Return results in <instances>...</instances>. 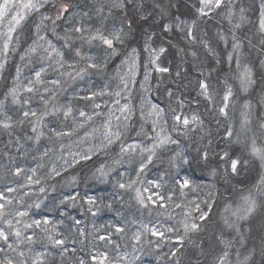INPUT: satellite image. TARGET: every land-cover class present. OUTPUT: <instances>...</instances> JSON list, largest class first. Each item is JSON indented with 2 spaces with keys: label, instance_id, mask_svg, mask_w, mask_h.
Returning <instances> with one entry per match:
<instances>
[{
  "label": "trees",
  "instance_id": "16d2710c",
  "mask_svg": "<svg viewBox=\"0 0 264 264\" xmlns=\"http://www.w3.org/2000/svg\"><path fill=\"white\" fill-rule=\"evenodd\" d=\"M193 2L194 0H124L125 8L122 9L121 12L130 17H135L131 25H138L140 18L141 20L147 19V21L140 32L125 23L126 28H124L123 31H127V33L126 35L124 34L125 36L122 39L123 42H116L114 48L121 51L130 49V44L135 40L134 37L137 36V33H140L136 45L137 53L141 55L138 61L140 65H142V68L150 64V58L148 59L144 55L145 50L143 51L146 42L154 46V43L159 40L160 43L156 42V48H158L159 44L162 45V43L164 45L163 47L166 48L167 51L165 53L166 57L163 58V66L168 67L171 73L177 69V72L180 73L179 75H175L178 83L169 81L167 78L168 74H165L166 83L162 87L165 89L163 91L161 90L162 88L160 89L159 96L154 101L155 88L153 85L154 82H151L147 90L148 101L153 100L158 105L167 106L170 100L168 95L169 91L173 92L174 89L180 87L176 95H182L184 98V113L190 115L192 113L191 108L195 107L196 110L194 111L200 115L203 123L199 127L192 126L187 136L179 132H172L176 137L178 136L180 139L187 141L189 151H187L186 148H184V151L186 156L189 157L190 162L188 164H182L178 169H172L169 173L170 164L165 163L163 160H154V163L148 166L144 174V186L148 187L147 181L156 179L161 174H165L163 188L165 191H168L169 188L175 187L172 177L183 179L182 177L185 176L195 185L194 191L187 190L188 194L185 196L186 199L190 201L193 199L203 201L205 197L208 199L213 194L218 195L223 183L230 188L231 185H236L234 187L239 189L241 186H248L245 182L252 183L256 180L255 170L260 169L258 166L259 162L257 160L254 161L253 156L250 154V147H246L245 145L246 142H250L253 136L257 137L258 146L264 145V128L261 127V125H264V103L261 102L262 98H264V65H259L264 62L263 59L260 58L262 53H264V45L260 42L264 39V36L256 30L259 25L261 2L259 0H232V4L235 8V15L232 19V23L230 24L224 17L223 10L211 12L206 17L197 20V26L194 29V35L197 37V40L190 42L189 39L185 38L181 28L176 27V25L179 21L183 20H187L190 23L191 20L195 18V10L192 7ZM74 3L76 6L81 5L86 8L89 7L87 0H74ZM157 5H160V7H157ZM198 6L197 4L196 7ZM240 7L245 9V20L242 22L240 21L239 14ZM161 9H163V12ZM183 11L186 13H183ZM178 12L179 14H177ZM112 13L116 19L125 17V15H123V17L119 15L118 11H112ZM89 15L92 17L93 13ZM65 17L56 21L55 31H53V27L50 25L49 31L51 38L55 39L58 35L59 37L64 35L65 29L63 28V21ZM52 19H49V21ZM94 19L95 17H93V20ZM111 19V17H108L107 26ZM90 20L92 19H86V22L89 23ZM131 21L132 19H130V22ZM254 22L257 23L254 24ZM236 23H239L240 27L235 29L233 33V25ZM165 24L171 25V30L164 31L163 25ZM242 25L246 27L244 28L245 31L242 30ZM103 31L106 32V28H104ZM163 32H165V34H163ZM218 34H224L227 37V45L220 40ZM233 34L242 45L238 50L241 64H246L252 69L254 83L248 87L246 92L241 89L239 80L235 78L237 75L235 65L236 54L233 53L234 60L231 66H229L227 61L228 54L232 52L231 44ZM149 37H151V39H149ZM201 41H207L209 47L214 51L209 52ZM60 42L63 44L62 40H60ZM76 44L75 46H80L79 41H77ZM83 47H88V49L97 48L98 51H101L107 46L97 41L91 46L85 44ZM142 51L143 53H141ZM193 51L197 53L196 57L191 55ZM82 53L85 54V51L82 50ZM68 55H73V53L69 52ZM97 58L100 57L95 56L93 62L103 64V62H100ZM159 62L162 63L161 58ZM25 65L28 66L26 63ZM35 65L36 61L28 67L33 70ZM107 65L104 66L103 64L102 68L103 72H106V74L111 71V67H113V64L109 63ZM49 71L50 73L47 74V79H51V77L53 79L52 73L54 72L52 69H49ZM145 71L146 69L144 73ZM201 71H203L205 76L210 75L211 83L216 88L218 94L214 97L216 101L215 104L207 102L197 96L198 88L196 81ZM95 72L97 71L89 70V74L86 75V77L94 75ZM10 73L11 72H9V74ZM103 74L105 76V73ZM13 78V76H8V79L4 78L0 82V100L4 99V94L8 91L7 89L11 87ZM225 80H227V86L232 87L234 94V100H232L228 109V117H224L218 112V108L221 106L219 103L220 98L226 86ZM14 82L16 83L17 81L14 80ZM68 82L69 81L65 79L63 84H68ZM135 82V91H137L141 83L140 80H136ZM60 95V97H62L60 98V102H65L68 99V95L70 96V101L74 105L83 103L82 100L78 101L74 98L77 95L74 90L67 92V94ZM30 96L31 94L20 91L21 99ZM245 101H248L251 105L248 117L250 123L247 125L246 130L241 128V111ZM6 105V111L13 117L14 126L10 130L0 128V190H3L6 185L16 188L17 183L23 182L22 178L14 177L11 171H9L10 169L14 171L17 166L24 169H31L36 167L38 162H42L45 164V168L40 170V174L46 175L53 163H55L58 168L63 163L60 159L61 156L69 160L71 159L70 156H66L67 151L65 147L61 148L60 146L61 144L64 145V141L67 137L62 140L50 141L47 138L50 134H48L47 129H45L46 136L42 137L40 142L37 143L35 134L32 132L31 126L27 121L16 123L17 120L21 119V106L13 105L10 97ZM31 106L33 108L42 107L39 105L38 97L31 96ZM139 111L140 110L137 109V114L135 113L137 116L142 115ZM165 111L168 112L166 109ZM143 118L147 119L145 116ZM45 122L49 123L50 126H55L56 123L51 120H46ZM167 122L170 127L172 118L169 115L167 116ZM145 123L149 125V123ZM128 125L129 131L126 134L127 137L132 138V136L135 135L136 138H138L137 132L140 129L137 128L136 123L130 124L128 122ZM229 129L233 132L231 137L227 135ZM29 137H32V139H29ZM139 138L142 139L143 137L141 136ZM45 149L51 150L49 151V156L45 157L43 161H40V153ZM118 150V146L109 149L107 156H105V153L101 152L97 156H94L91 161H82L74 168H69L67 174L62 172L60 177L47 179L44 185L47 189L45 193H40L38 189L34 188L33 191L29 192L27 195L24 194L25 191H27L26 189L18 190L11 194L16 201H19L17 205V207L20 208L19 210H24V207L28 204L42 202L39 209H31V213L35 218H39L41 215H48L57 221H63V223L59 225L58 230L62 234V237L67 240V247L69 248V253L66 254L64 258V264H75L76 258L88 260L89 254L93 253H111V251L117 250V246L122 247L124 244H136L132 236L137 225L132 224L131 221L135 219L138 222L155 224L159 219L165 218L164 215L168 213L167 208L174 205L175 199L178 200L175 197L177 191L173 195V201H164L163 207H157L153 204H149L148 207H141L132 199L134 193H125L118 189H114L113 183L110 182L111 180L101 182L95 179L93 176L95 168L99 167L101 163L108 164L114 159H117ZM205 151L208 152L207 161L202 159V155ZM225 152L229 154L227 158L224 157ZM170 154H172V152L168 155ZM33 157L37 159L34 160ZM232 159H238L240 161L235 173L231 171L230 165ZM127 167L129 166L127 165ZM212 169L216 170V174L219 173L222 175L220 181L223 182H220L217 175H215V178L212 179L215 185H212L211 179L208 176V173L211 172ZM120 171H124V169L120 168ZM72 176L77 178L76 183H70ZM169 194L172 195V193L168 191V195ZM67 195L76 196L75 202L69 201L64 205H60L59 201ZM87 196L97 198L99 211L97 212L96 207L92 208V212L97 213L95 216L88 211L89 205L84 199ZM145 196H147V193H145ZM107 204H111L112 207L110 209L105 207ZM75 220L81 222L79 226L75 225ZM171 220L174 219L171 217ZM77 227L85 230L84 236L79 235ZM117 228H123L124 231L117 232ZM27 234L31 235L32 233L28 232ZM98 236H110L111 242L106 243L105 241H100L97 239ZM146 244L148 246L145 251L147 253L144 254L146 257L162 254L165 255L166 262L174 260V249H166V247H168L167 245H164L163 248H160V246L159 248H152L155 247L156 244L150 241ZM137 246L140 245L138 244ZM34 247L38 248V251L44 250L39 244L34 245ZM72 249H76L74 255ZM101 257L99 258L101 259ZM47 259L48 264H52L53 261H55V264H61L62 260L58 252H53V255L49 256ZM258 261V264H264V252L258 257ZM91 264H96V262L93 261ZM105 264H110V262H106Z\"/></svg>",
  "mask_w": 264,
  "mask_h": 264
},
{
  "label": "snow or ice",
  "instance_id": "6c2138e0",
  "mask_svg": "<svg viewBox=\"0 0 264 264\" xmlns=\"http://www.w3.org/2000/svg\"><path fill=\"white\" fill-rule=\"evenodd\" d=\"M48 3V0H2L0 2V26H3L6 22L7 31L0 32V40H2V46H0V52L7 55L9 52V46L14 40L18 41V31L21 29L22 23L26 20L27 16L33 12L39 11L44 5ZM58 7L56 4L57 15L55 19L51 17L44 16L42 18L41 24L44 20L52 19L53 31H55V24L57 20L62 17L67 16L69 21H72L70 27L65 29L64 35L58 37V39L63 41L62 47L67 51L73 53L70 59L65 58V52L57 48L50 40L45 36H40L41 24L36 25V40H33V45L30 46L25 55L21 56V60L25 59V56L36 53L38 50L43 53L41 56V66L39 70L34 71V78L27 81L28 86L17 87L13 86L5 94L4 99L0 100V128L4 130H10L14 126L13 117L6 111V102L9 97L11 98V103L13 105L21 106V119L17 120L16 123H23L27 121L32 132L35 134V140L37 143L40 142L42 137L46 136L45 129L47 133L50 134L47 138L52 140H62L63 138H71L72 136L79 137V144H87V147L81 151L69 152L68 155L71 159H67L61 156L63 163L56 166L55 163L52 164L51 168L48 169L46 175H41L40 170L45 168V164L38 162L36 167L31 169H24L22 167H15L14 171L11 169V174L14 177L22 178V183H17V187L13 188L11 186H5L3 190H0V253H4L2 258H0V264H48V257L53 255V252H58L62 258L61 264H64V258L66 254L69 253V248L67 247V240L62 237L59 232V225L63 221H57L48 215H41L39 218H35L31 209H39L42 202H36L34 204H28L24 207V210H19L17 205L19 201H16L12 193L18 190H27L25 195L32 192L33 189H38L40 193L46 192V187L44 186L47 179L53 177H60L61 173L67 174L69 168H74L76 165L80 164L82 161H91L94 156L99 153H105L108 155V150L113 149L116 146L119 147L118 158L114 159L111 164L101 163L99 167L95 168L93 176L95 179L101 182H107L108 180H113V188L118 189L125 193H134L132 199L136 201L141 207H148L149 202L157 207H163L164 201H173V195L178 191L180 197H185L187 195L186 190H195V185L187 178L178 179L177 177H172L174 188H169V192L172 195H161L159 192L155 191L163 187V181L165 179V174H161L156 179L147 181L148 187H145V180L143 179L144 174L149 165L154 163V160L158 158V153L169 150L171 146H176L179 148L180 142L178 139H173L170 133H167L163 126H161L160 131H156L159 121L163 119L165 110L160 108L156 104H151V111L148 113L149 117L154 116L156 119L152 121L151 133L146 130L143 125L141 129L137 132V139H132L129 142L127 133L129 131V125L127 121L130 120L132 110L130 106L125 103L120 106V100L114 99L112 103L117 107L115 109L109 108L107 113L101 111L102 104H107L103 98L106 95L120 97L122 92L127 90L128 81H125L123 77L121 78L124 87L120 91L114 93L108 92L105 89H88L87 94L80 97L78 94L74 97L76 100H82L86 102V105L90 106V111H86L85 108L75 107L71 101L62 103L60 102L59 94L63 91V83L65 78L71 81L83 80L86 75L89 74V70L100 71L103 68V64L95 63L94 57L82 53L83 45L87 44L89 46L93 45L97 41L107 46V49L111 50V54L115 55L114 42H123L122 37L124 35L121 29H113L110 32H105L101 28L93 29L88 22L81 19L78 23L76 21L77 16L86 17L87 13H77L74 11L75 3L74 0H57ZM199 5L196 7V5ZM160 7V5H157ZM192 7L194 8V17L191 22L187 20L179 21L176 27L181 28L184 32L185 38L189 41H196L197 37L194 35V29L197 26V20L206 17L211 12H217L223 10L224 17L231 24L232 19L235 15V8L232 4V0H194ZM124 0H111L108 4L109 13L112 9H124ZM105 10V5L101 3L96 7L97 14H103ZM163 12V9H161ZM13 12L15 14L13 15ZM245 9L243 7L239 8L240 21L245 20ZM131 22H129L130 24ZM171 25H163V30H171ZM240 27L239 23L233 25V33L235 29ZM259 33L264 36V0L260 4V18L258 25ZM14 33L17 35L14 37ZM220 40H222L226 45L228 39L224 34H218ZM151 39V37H149ZM37 41H43V44L37 43ZM79 41L80 46L77 47L76 42ZM261 44L264 45V39H262ZM203 46L208 49L209 52L214 50L209 47L207 41H201ZM47 45V47H45ZM146 50L149 51L150 63L154 66V70L158 73H169L170 69L168 67H161L158 61L161 56L166 53V48L161 46L157 48H150L146 42ZM232 52L227 56V61L229 66H231L235 53V65H236V79L240 82V87L243 91H247L248 87L251 86L253 81L252 69L244 64H241L239 49L242 47L241 43L238 41L237 37L232 35ZM131 59L129 62V75L134 76L136 71V49L132 50ZM193 57H196V52H191ZM47 60L44 64L43 61ZM218 62V61H217ZM264 63V62H262ZM83 64L84 66H81ZM4 64L0 63V69H3ZM49 69L56 74L55 79H47V72ZM180 73L177 72V75ZM20 69L17 68V81L19 80ZM148 74L145 72V80L147 81ZM198 93L197 96L203 100L215 104V95H217L216 88L211 83L210 75L205 76L203 71L199 73V78L196 81ZM225 88L223 90V95L220 98V105L218 112L224 117H228L229 106L234 100L233 89L231 86H227V80H225ZM143 87V85H141ZM31 94V96L38 97L39 105L42 107L33 108L31 106V96L28 98L21 99L20 91ZM169 98L173 97V93L169 91ZM100 101V102H98ZM264 103V98L261 100ZM177 107L170 108L172 113V123L170 125L173 132L184 130V134L187 135L188 131L191 130L192 126L199 127L202 125V120L200 115L193 112L190 115L184 113L185 102L183 99H177ZM251 105L248 101H245L242 106L241 111V128L247 129L249 121V109ZM179 109V111H178ZM115 112H119L121 115H115ZM142 112V118H143ZM97 119L102 122L96 124ZM46 120L55 121V126H50L46 123ZM115 120V124L113 121ZM168 122L165 120L164 125ZM264 128V125H261ZM83 131V136H80V132ZM227 135L231 137L233 132L231 129L227 131ZM143 137L139 139V137ZM32 139V137H29ZM98 141V142H96ZM61 148L64 147L63 144L60 145ZM246 147H250V154L258 158L262 166H264V145H257V137L253 136L250 142H246ZM50 149H45L40 153L39 160L43 161L45 157L49 156ZM229 154L224 153V157L227 158ZM36 160V157H33ZM202 159L208 160V152L205 151L202 155ZM190 161L187 158L183 149L176 151L169 158L170 168L168 172L170 173L172 169H178L182 164H188ZM240 163L238 159L231 160V171L235 173L237 171V166ZM127 164L129 167L124 168V171H120V168ZM211 175H216V170L212 169ZM178 176V173H177ZM77 178L72 176L70 183H76ZM260 184H264V176L260 179ZM145 193H151L145 196ZM78 195V194H77ZM153 196L156 199H153ZM76 196L67 195L59 201L60 205H64L69 201L75 202ZM86 203L89 205L88 211L95 216L97 213L92 212V208L96 207L97 212L99 211V206L97 203V198L93 196H87L84 198ZM244 204L242 207L237 209L234 215H238L239 219H245L251 215L257 207L256 201L251 197V195L242 197ZM159 201V203H158ZM194 201H189V206L193 204ZM207 204V202H204ZM176 207L180 208L182 205L177 204ZM107 208H111V204L105 205ZM196 210L200 212L199 220L205 221L208 217V212L202 211L200 205H195ZM227 210V209H226ZM191 212L186 211L183 213V219L178 220L176 225L169 226L164 231L158 230L155 224H145L143 222H138L135 219L131 221L132 224L137 225V231L133 233L132 238L140 242L141 238L145 234H150L152 236L159 237L160 239L165 238V231L167 232H178L180 228L183 229L184 234L193 232L199 229V225L190 220ZM171 219V217H170ZM75 225L79 226L81 223L79 220L74 221ZM127 223V222H126ZM225 223L229 228L233 227L232 224L228 223L227 219ZM117 232H123V228H117ZM239 231V228H237ZM31 232V235L27 233ZM77 232L80 236L85 235V230L83 228L77 227ZM182 239V237H179ZM98 240L105 241L106 243L111 242L110 236H98ZM11 241V242H10ZM224 244V250L218 256L216 264H229L228 257L230 255L228 249L232 245V241H222ZM241 243H243V237L241 236ZM39 244L44 250L40 252H34V245ZM76 249H72L73 255ZM14 254V256L12 255ZM174 254V253H173ZM103 256L101 260L99 257ZM127 254H125L126 256ZM239 255V254H237ZM249 256L244 257L243 264H247ZM108 260L107 252L93 253L89 254L88 260L76 258L75 264H91V262H96V264H104V261ZM55 264V261L52 262Z\"/></svg>",
  "mask_w": 264,
  "mask_h": 264
},
{
  "label": "rangeland",
  "instance_id": "374dc122",
  "mask_svg": "<svg viewBox=\"0 0 264 264\" xmlns=\"http://www.w3.org/2000/svg\"><path fill=\"white\" fill-rule=\"evenodd\" d=\"M89 7L86 8L81 5H77L74 8V11L77 13H87L88 15L86 17L77 16L76 21L79 22L81 19H92L90 20L89 24L92 28H101L102 30L106 28V32H110L113 29H121L122 31L124 28H126L125 23L131 26V28H135L138 30V32L141 31V29L146 24L145 20H141L138 25H131L135 17H130L129 15L122 14V10L119 9H112L111 13H109L108 4L111 2V0H87ZM262 2V0H259ZM2 2V0H0ZM101 3L105 5L104 13L97 14L96 13V7H98ZM56 4V7H58L57 0H48V3L44 5L43 8H41L39 11L33 12L29 14L26 18V20L22 23L21 29L18 31V41L14 40L12 44L9 46V52L7 55L0 52V63L4 64L3 69H0V82L2 79H8V76H13V82L10 88L13 86L22 87V86H28L27 81L29 79L34 78V71L39 70V67L41 66V56L43 53L41 51H37L36 53L30 54L25 56V59L21 60V56L25 55L26 50L30 46L33 45V40H36V25L41 24L42 18L44 16L55 18L57 15L56 7L53 5ZM112 11H118L119 15L123 17L122 19H116L114 18ZM93 13V16L91 17L89 14ZM183 13H186L183 11ZM15 12H13V15ZM179 14V12L177 13ZM65 17V16H64ZM93 17L95 19L93 20ZM108 17H111L109 25L107 26ZM107 19V20H106ZM130 19H132L131 23ZM117 21V22H116ZM258 22V21H257ZM256 22V23H257ZM73 22L69 21L68 17L66 16L63 21V28L67 29L71 26ZM254 22V24H256ZM54 27L52 24V20H44L43 24H41V31L39 33L40 36H45L48 40H50L57 48H59L61 51L65 52V58L70 59V56L68 55L69 52L62 47V42L57 38H51V34L49 31V28ZM56 26V25H55ZM61 26V25H60ZM246 28L244 25H242V30ZM258 30V28H256ZM7 26L6 22L3 26H0V32H6ZM245 31V30H244ZM132 32V31H131ZM123 33L126 35L127 31ZM139 34L137 33V36L134 37L135 40L130 44V49H124L116 50L115 49V55L111 54V50L106 48H103L101 51H98L97 48H90L83 47L82 50L85 51V54L90 55L92 57L99 56L100 58H97L100 62L102 61L104 66L107 64H113V67H111V71L103 72L97 71L94 75H90L89 77H84L83 80H76L71 81L65 78L68 82V84H63V91L60 94H67V92L73 91L80 95V97H83L87 94L88 89H105L108 92L114 93L116 91H120L124 84L121 80L123 79L125 81H128L127 90L122 92L120 97H115L106 95L103 100L107 101V104H102L101 111L107 113L109 108L115 109L117 106L112 103L114 99L120 100V106H123L125 103H127L131 110L132 114L129 121L131 123H136V126L138 129H141V126L151 132V125L152 121L156 119L154 116L149 117L148 113L151 111V104H156L154 101L158 98L160 89L165 85V74H168L167 78L169 81L177 82V69L171 73H158L154 70V66L150 63L148 66H144L142 68V65H140V62L138 61V58L141 56L139 53H137V45ZM165 34V32H163ZM14 37L17 35V33L13 34ZM123 35V37L125 36ZM122 37V39H123ZM252 37V36H250ZM162 41V40H161ZM160 43V41H156ZM156 42L155 45L152 46L151 44H148L150 48H156ZM39 44H43V41H37ZM116 42H114L115 44ZM80 44V43H79ZM77 45V44H76ZM0 46H2V40H0ZM146 46V45H145ZM144 46L143 51L145 52V56L149 59V51L146 50V47ZM164 46L159 44L158 48ZM47 47V45H45ZM79 47V46H78ZM95 47V46H94ZM157 48V49H158ZM136 49V71L134 76L129 75V62L131 59V53L132 50ZM143 51L141 53H143ZM264 52V51H263ZM95 55V56H94ZM164 57H166L165 54L161 56L162 63L158 61L161 67L163 66ZM260 57V56H258ZM261 59L264 61V53H262ZM34 61H36V65L34 69H30L28 67L30 64H32ZM28 64V66L25 65ZM44 64L47 63V60L43 61ZM264 65V63L259 64ZM84 66V65H81ZM108 66V65H107ZM17 68L20 69V76L19 80L17 81ZM145 72L148 74L147 81L145 80ZM9 72H11L9 74ZM50 73L48 70L47 74ZM105 73V76L104 74ZM53 74V75H52ZM53 79L56 78V74L52 73ZM52 79V77H51ZM16 80L17 84L14 82ZM140 80V87L137 91H135V81ZM264 80V78H263ZM154 82V88H155V97L154 101L150 100L148 101L147 97V90L148 85ZM143 85V87H141ZM1 87V83H0ZM9 88V89H10ZM7 89V90H9ZM165 88H162L163 91ZM178 89H174L172 93H174L173 97L169 100V104L167 106H162L159 104L158 106L162 109H166L168 112L165 111L163 119L159 121L156 131H160L161 126L164 127L165 131L167 133H170L172 135L173 139H178L180 142L179 148L176 146H171L169 150L163 151L161 153H158V158L155 160H163L165 163L169 164V158L172 156V154L176 151H179L180 149L186 148L187 151H189V146L187 141L180 139L178 136L176 137L172 132L171 127H169V124L164 125V121H167V116L169 115L172 118V113L169 110L170 108H176L177 99H183L182 95H179L176 93L178 92ZM21 92H23L21 90ZM25 93V92H24ZM59 94V96H61ZM143 95V96H142ZM68 99L65 102L70 101V96H68ZM62 98V97H60ZM100 102V101H98ZM74 105V104H73ZM75 107H81L85 108L86 111H90V106L86 105V102L83 101L82 104H76ZM137 109H139L140 113L143 112V117H147V119L142 118V115L139 117L137 116ZM195 107L191 108L192 113L195 112ZM136 113V114H135ZM115 115H121L119 112H115ZM139 121V122H136ZM143 121V122H142ZM102 121L100 119H97L96 124H100ZM149 123V125H146ZM115 124V120L113 121ZM140 123V124H139ZM139 124V125H138ZM180 134H184V130L181 128L180 130L176 131ZM154 134V133H150ZM80 136H83V131L80 132ZM187 136V135H186ZM129 138V142H131L132 139H137L135 135L132 136V138ZM141 139V138H139ZM182 140V141H181ZM79 137L78 136H72L71 138H67L64 141V147L67 151L66 156L69 152H76L81 151L82 149L87 147V144H79ZM98 142V141H96ZM119 151V150H118ZM168 155L169 153H171ZM185 152V151H184ZM69 156V155H68ZM189 159V157H187ZM254 161L257 160L258 166L260 169L255 170L256 173V180H254L252 183L245 182L248 184V186H241L238 188H235L236 185H231V188L228 187L225 183L222 184V188L219 190L218 195L213 194L210 198L207 199L205 197L203 201H198L196 199H193L191 201H194L193 204L189 206L188 202L190 200L186 199V197H180L179 192L175 194V197L178 199L174 201V205H171V207H165L168 210V213L165 214L164 219H159L155 223L158 230L164 231L169 226L176 225L178 220L183 219V213L186 211L191 212L190 220H193L199 225V229L193 232H189L188 234H184V231L182 228L179 229L178 232H167L165 231V238L160 239L159 237L152 236L150 234H145L142 236V242H136L133 243L134 245H125L124 246H117V250L111 251V253L108 254V260L104 261V264L106 262H110V264H216L218 256L221 254L222 250H224V244L222 241H232L231 247L228 249L230 255L228 257L229 264H243L244 257L249 256L250 259L248 260L247 264H258V257L261 255V253L264 252V184H260V179L262 176H264V166H262L261 161L254 157ZM112 163V162H111ZM108 163V164H111ZM127 167L125 164L123 169ZM208 173V176L211 179L212 185H215V182L213 183L212 179L215 178L213 175ZM217 177L220 179L222 178V175L219 173L216 174ZM182 178H185L183 176ZM181 179V178H180ZM113 183V180L110 179ZM218 181V182H219ZM223 182V181H220ZM238 182V181H237ZM218 184V183H217ZM230 186V185H229ZM155 191L159 192L161 195H168V191H165L164 188L156 189ZM187 191V190H186ZM151 193H147V195H150ZM188 194V192H187ZM217 194V192H216ZM171 195V194H169ZM251 195V197L256 201L257 207L254 210V212L249 215L245 219H239L238 215H234V213L237 212V209L242 207L244 204V201L242 197ZM196 198V197H194ZM153 199H156L155 196H153ZM167 201V200H165ZM207 202L205 204L204 202ZM159 203V201H158ZM149 204H151L149 202ZM180 204L182 207L178 208L175 205ZM199 204L200 209L202 211L208 212V217L205 221L199 220L200 212L196 210L195 205ZM263 205V206H262ZM262 206V207H261ZM94 208V207H93ZM20 209V208H19ZM227 209V210H226ZM170 217H172L174 220H171ZM227 219L228 223L232 224L233 227L229 228L227 224L225 223V220ZM145 223V222H143ZM147 224V223H145ZM237 228H239V231H237ZM137 231V228L134 232ZM241 236L243 237V243H241ZM179 237H182L180 239ZM155 242V247L152 248H163L164 245H167L166 249H174L175 253L174 260H170L169 262H166L165 255H158V256H151L146 257L144 254L147 253L146 248L148 247L146 243ZM169 241V242H168ZM11 242V241H10ZM140 246H137V245ZM0 247H3L2 244H0ZM178 250V251H177ZM34 252H40L38 251V248L34 247ZM105 252H102L100 254H103ZM125 254H127L125 256ZM239 254V255H237ZM4 253H0V258ZM14 256V254H12ZM101 257V256H100ZM103 259V256L101 257V260Z\"/></svg>",
  "mask_w": 264,
  "mask_h": 264
}]
</instances>
